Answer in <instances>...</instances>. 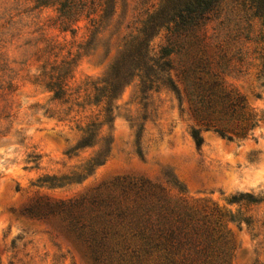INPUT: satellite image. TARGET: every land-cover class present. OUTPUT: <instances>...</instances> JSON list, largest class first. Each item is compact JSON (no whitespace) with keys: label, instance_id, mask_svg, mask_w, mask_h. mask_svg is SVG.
<instances>
[{"label":"rangeland","instance_id":"rangeland-1","mask_svg":"<svg viewBox=\"0 0 264 264\" xmlns=\"http://www.w3.org/2000/svg\"><path fill=\"white\" fill-rule=\"evenodd\" d=\"M161 3L118 0L106 29L86 50L91 18L83 16L64 31L56 7L0 0V264H92L64 213L38 219L21 211L44 207L47 201L133 204V186L142 181L164 190L172 202L232 215L235 220L227 222L235 247L232 264H264L261 21L234 15L228 21L224 12L207 27L212 47L225 55L226 86L260 119L245 138L231 141L201 130L198 148L192 136L197 124L187 102L168 89L142 93L138 77L116 98L103 97L118 52L141 34ZM165 35L162 30L152 39L153 52L165 43ZM49 42L56 47L52 63H71L67 103L52 101V93L34 84L40 71L27 64ZM88 135L91 143L84 146ZM101 154L106 157L97 165ZM243 194L260 202L250 203ZM233 197L241 200L232 202ZM241 217H251V224Z\"/></svg>","mask_w":264,"mask_h":264},{"label":"trees","instance_id":"trees-1","mask_svg":"<svg viewBox=\"0 0 264 264\" xmlns=\"http://www.w3.org/2000/svg\"><path fill=\"white\" fill-rule=\"evenodd\" d=\"M117 1L36 0V8L56 7V21L64 31L83 16L91 18L92 37L84 46L90 50L96 36L106 29ZM224 12L228 21L232 15L243 21L257 18L264 29V0H162L145 20L141 34L118 52L103 97L116 98L138 77L142 93L168 89L180 102H187L197 124L192 136L198 148L203 144L201 130L231 141L247 137L260 119L242 96L226 86L225 55L212 47L207 36L208 25ZM162 30L166 32L165 43L155 53L150 43ZM55 48L47 43L27 64L37 65L40 71L34 84L52 93V101L67 103L71 63H52L50 55ZM91 136L83 138L84 146L90 145ZM104 157L100 155L97 165L103 164ZM133 188V204H104L99 199L88 204L47 201L44 207L24 208L21 214L44 219L64 213L78 231L92 264H232L235 247L227 227V222L235 220L232 215L186 201L172 202L164 190L147 181ZM241 198L260 202L251 194ZM239 200L232 198V202ZM240 220L251 224V217Z\"/></svg>","mask_w":264,"mask_h":264}]
</instances>
